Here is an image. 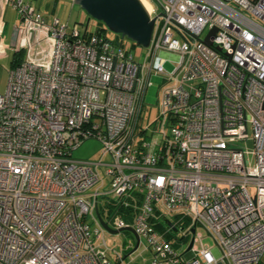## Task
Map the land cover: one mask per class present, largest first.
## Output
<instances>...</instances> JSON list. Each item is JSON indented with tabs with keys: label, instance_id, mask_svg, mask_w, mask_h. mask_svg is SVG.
Returning <instances> with one entry per match:
<instances>
[{
	"label": "built area",
	"instance_id": "2783aa9c",
	"mask_svg": "<svg viewBox=\"0 0 264 264\" xmlns=\"http://www.w3.org/2000/svg\"><path fill=\"white\" fill-rule=\"evenodd\" d=\"M6 2L22 57L0 93V264H113L98 213L134 229L143 264H264V0H141L144 53ZM86 139L99 159L72 156Z\"/></svg>",
	"mask_w": 264,
	"mask_h": 264
},
{
	"label": "rangeland",
	"instance_id": "374dc122",
	"mask_svg": "<svg viewBox=\"0 0 264 264\" xmlns=\"http://www.w3.org/2000/svg\"><path fill=\"white\" fill-rule=\"evenodd\" d=\"M35 4V6L38 7V9L42 12V14L47 17V19H51L53 16H58L62 20L68 21L70 27L74 25L75 22L79 24V28L83 30V27L88 21V31L94 32L98 27H105L103 22L96 20L93 17H90L88 13L82 9L78 4H76L73 0H31ZM13 11L10 8H7L6 14H5V21L7 22L6 36L11 35L14 21L12 19ZM105 34L108 38L120 41L122 39V35L120 33H115L111 31L110 29L106 28ZM126 47H133V51L139 53V52H145L146 49L143 46H140L139 44H134L132 40H130L128 37H124L123 40ZM175 61L173 60V56H168L167 61L164 65V68L168 71L173 69L175 66ZM1 82V79H0ZM161 76L154 75L151 78V85L147 88L145 100H144V108L143 112L145 113V117L142 120L140 119V122H142L145 126L148 125V121L152 122L156 116L158 115V98L161 95L162 89L164 86ZM142 112V113H143ZM151 127L149 129L150 133ZM239 145L244 147L246 150L251 151L253 149L254 141L252 139V129L249 126L248 133L237 142ZM100 150H101V144L96 139H86L83 141L80 146L75 149L72 153V156L77 159H90V160H97L100 157ZM247 159L250 163V165L255 164V156L253 154H247ZM168 217L172 220H175L171 215H168ZM198 232H202L204 237L203 240L205 243L213 244V240L210 236L206 234L205 229L202 226H199L197 229ZM103 237L107 243V246L110 248V257L113 261V264H117L116 260V252H120L123 254H128L134 245L129 248L130 244H135L136 239L132 232L128 230H122L118 233H111L108 230H103ZM189 238L185 237L181 240L180 244L176 245L178 248L181 246H186L188 243ZM139 248L137 251H135L131 255H127L124 258V263L126 264H143L145 262V259L150 256V252L146 251L143 252L141 255L136 256L140 250ZM133 256H136L135 260H131Z\"/></svg>",
	"mask_w": 264,
	"mask_h": 264
},
{
	"label": "water",
	"instance_id": "95a60500",
	"mask_svg": "<svg viewBox=\"0 0 264 264\" xmlns=\"http://www.w3.org/2000/svg\"><path fill=\"white\" fill-rule=\"evenodd\" d=\"M82 9H84L90 17L104 23L106 28L115 33H120L122 38L125 36L140 46L147 47L150 43L155 18H151L146 7L141 0H73ZM88 21L85 24L87 29ZM215 32L213 29L209 34ZM210 35L205 39L207 43H211ZM100 222L105 230L111 233H118L122 230H128L135 236L136 242L132 250L126 254L129 255L136 250L138 246V235L132 227H124L120 229H112L99 215ZM167 225L172 227L174 231L177 228L172 221L166 217H162ZM193 232V230H192ZM191 245V244H190ZM125 256V257H126Z\"/></svg>",
	"mask_w": 264,
	"mask_h": 264
},
{
	"label": "crops",
	"instance_id": "0c3cea01",
	"mask_svg": "<svg viewBox=\"0 0 264 264\" xmlns=\"http://www.w3.org/2000/svg\"><path fill=\"white\" fill-rule=\"evenodd\" d=\"M27 1L31 2V0ZM31 3L34 4L33 2ZM7 8L12 9L13 11L12 19L14 21V26L19 22V16L16 9L13 8L10 4H8L6 0H0V93L5 92L6 90L8 74L12 66V58L16 53L13 40L14 26L10 37L6 36L5 34L7 26V22L5 21V14Z\"/></svg>",
	"mask_w": 264,
	"mask_h": 264
},
{
	"label": "trees",
	"instance_id": "16d2710c",
	"mask_svg": "<svg viewBox=\"0 0 264 264\" xmlns=\"http://www.w3.org/2000/svg\"><path fill=\"white\" fill-rule=\"evenodd\" d=\"M96 30L101 31L103 34H105L106 28L105 27H98ZM132 45H135V43L132 44ZM21 57H22V53L21 52L15 53L14 57L12 58V66L11 67L17 65L18 62L21 60Z\"/></svg>",
	"mask_w": 264,
	"mask_h": 264
}]
</instances>
